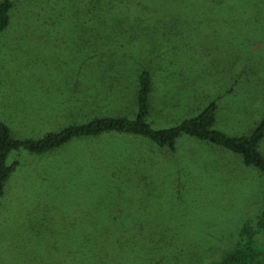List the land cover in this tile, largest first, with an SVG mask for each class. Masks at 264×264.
Returning <instances> with one entry per match:
<instances>
[{
    "label": "rangeland",
    "instance_id": "374dc122",
    "mask_svg": "<svg viewBox=\"0 0 264 264\" xmlns=\"http://www.w3.org/2000/svg\"><path fill=\"white\" fill-rule=\"evenodd\" d=\"M10 1L11 23L0 33V122L14 138L96 117L135 119L141 71L153 81L154 130L212 102L214 129L229 137L264 122V0H129L183 21L141 23L133 48L105 50L122 62L86 78L77 67L103 53L79 33L91 0ZM12 163L0 201V264H66L72 255L79 264H208L242 224L255 223L264 202L261 173L187 136L169 150L105 133L43 155L13 150Z\"/></svg>",
    "mask_w": 264,
    "mask_h": 264
},
{
    "label": "trees",
    "instance_id": "16d2710c",
    "mask_svg": "<svg viewBox=\"0 0 264 264\" xmlns=\"http://www.w3.org/2000/svg\"><path fill=\"white\" fill-rule=\"evenodd\" d=\"M91 2L93 4L89 5L92 7H86L87 10L83 13L88 18L80 22L79 33L80 35L91 34L90 37L93 38L96 49L99 48L103 53L88 55L84 58L92 65L77 67L84 76L86 73L92 74V72H96L95 75H98V71L103 70L108 62L116 61V65H119L122 62L119 61V57L106 54L105 50L111 49L116 54V50L133 48L139 42L141 23L183 21V19L180 20L179 17L173 16L170 9L156 7L150 1L138 4L131 3L132 1L129 0H91ZM12 9L13 2L10 0L0 3V33L4 32L11 23ZM80 15V12L76 13L77 17ZM88 22L90 26L87 25ZM115 75H119V73H115ZM106 76L101 75L100 78L103 79ZM152 83L148 71H141L138 74L135 91L137 110L133 120L96 117L82 124H71L58 129L59 131L46 133L38 139L14 138L10 128L0 122V201L4 194L5 184L16 168V163L6 164L11 151L24 150L33 155H43L65 146L72 140L95 138L105 133L141 137L159 148L167 147L169 150L174 149L178 138L187 136L239 156L244 166L251 167L264 176V156L259 151L260 143L264 139V122L249 135L229 137L214 129L217 105L212 102L196 116L185 119L174 127L154 130L147 122L151 109ZM217 250L219 252L220 247L207 249L206 253L211 257L217 253ZM208 264H264V202L255 223L245 222L242 224L236 238L226 245L219 259L211 260Z\"/></svg>",
    "mask_w": 264,
    "mask_h": 264
},
{
    "label": "crops",
    "instance_id": "0c3cea01",
    "mask_svg": "<svg viewBox=\"0 0 264 264\" xmlns=\"http://www.w3.org/2000/svg\"><path fill=\"white\" fill-rule=\"evenodd\" d=\"M67 239H68V238H67ZM68 240L70 241V239H68ZM71 254H73V252H71ZM79 263H80V262H79L78 258H75V260H74L73 255H72L71 258L68 259L67 262H66V264H79Z\"/></svg>",
    "mask_w": 264,
    "mask_h": 264
}]
</instances>
